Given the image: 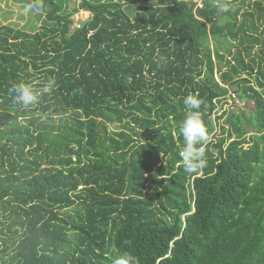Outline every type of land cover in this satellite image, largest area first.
I'll return each mask as SVG.
<instances>
[{"label": "trees", "instance_id": "1", "mask_svg": "<svg viewBox=\"0 0 264 264\" xmlns=\"http://www.w3.org/2000/svg\"><path fill=\"white\" fill-rule=\"evenodd\" d=\"M23 1L40 24H0V264H264V0Z\"/></svg>", "mask_w": 264, "mask_h": 264}, {"label": "clouds", "instance_id": "2", "mask_svg": "<svg viewBox=\"0 0 264 264\" xmlns=\"http://www.w3.org/2000/svg\"><path fill=\"white\" fill-rule=\"evenodd\" d=\"M38 4L29 5L23 11L28 13L38 9ZM220 11L227 12V6H220ZM51 81L44 86L43 92H51ZM10 91L15 95L16 101L23 107L28 108L38 103L40 93L31 86L18 83L14 84ZM188 109L185 118L180 125V134L183 137V147L179 152L184 171L188 174L198 173L207 166L205 147L209 143L208 128L202 119L199 109L204 101L196 95H188L183 101ZM113 264H139L138 259L130 252H125L113 261Z\"/></svg>", "mask_w": 264, "mask_h": 264}, {"label": "rangeland", "instance_id": "3", "mask_svg": "<svg viewBox=\"0 0 264 264\" xmlns=\"http://www.w3.org/2000/svg\"><path fill=\"white\" fill-rule=\"evenodd\" d=\"M80 0H69V7L74 8L78 5ZM32 5L23 0H0V24L2 23H12L13 25H18L28 29H33V26H38L40 21L38 20L37 10L25 13L23 10ZM88 12L80 10L74 14L75 26H78L81 21L85 20L88 16ZM233 43V42H232ZM229 43V47L235 48V45ZM216 44V42H214ZM234 44V43H233ZM213 47V46H212ZM257 49V48H256ZM221 66V64H220ZM254 108L252 101L239 102V110L235 112H250ZM226 117L223 119V121Z\"/></svg>", "mask_w": 264, "mask_h": 264}, {"label": "built area", "instance_id": "4", "mask_svg": "<svg viewBox=\"0 0 264 264\" xmlns=\"http://www.w3.org/2000/svg\"><path fill=\"white\" fill-rule=\"evenodd\" d=\"M239 102H241V101H239V100L235 101V104H237V107H239Z\"/></svg>", "mask_w": 264, "mask_h": 264}]
</instances>
